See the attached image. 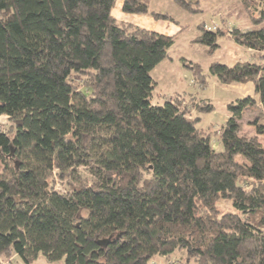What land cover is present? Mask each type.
<instances>
[{"label": "trees", "instance_id": "trees-1", "mask_svg": "<svg viewBox=\"0 0 264 264\" xmlns=\"http://www.w3.org/2000/svg\"><path fill=\"white\" fill-rule=\"evenodd\" d=\"M230 1L250 28L201 23L195 42L213 55L228 34L250 50L249 61L212 62L208 72L225 87L251 84L253 96L227 104L216 151L198 126L212 104L192 94L151 102L150 73L174 36L118 23L116 0H0V117L10 125L0 130V264L175 254V264H264V0ZM173 3L203 13L200 0ZM149 4L121 9L178 25ZM182 64L205 88L199 64ZM254 111V131L243 132Z\"/></svg>", "mask_w": 264, "mask_h": 264}, {"label": "rangeland", "instance_id": "rangeland-1", "mask_svg": "<svg viewBox=\"0 0 264 264\" xmlns=\"http://www.w3.org/2000/svg\"><path fill=\"white\" fill-rule=\"evenodd\" d=\"M200 1L203 13L194 16L188 15L185 11L177 7L173 3V0H150L149 10L168 14L169 17H172L178 22V25H174L169 21L155 20L150 15H133L124 13L121 9L123 0H116L111 13L118 23H130L139 28L175 37V41L168 51V58L156 66V68H154L150 73L151 77L157 84L151 102L153 104L161 105L163 102V96L170 98L179 94H192L196 95L202 101L212 104L214 111L209 114L202 115L198 126L206 129L207 133L211 136L212 147L218 151L221 147L218 131L227 119V104L236 99L243 98L245 95L253 96V90L251 84L231 85L228 87L220 85L216 79L209 75V65L212 62L233 65L236 62L249 61L251 59L252 52L236 44L231 39L230 35L227 34L226 36L218 39V48L213 55H209L207 54V47L195 42V39L199 35L198 26L201 23H204L207 29L210 27L211 30H214L215 27L221 25L220 23L222 20L225 21L228 30L232 29L234 26H239L242 31H247L250 26L248 19L241 15L239 9H231L233 6H230L234 4V1ZM184 61L199 64L203 74L206 75L207 85L205 88H202L201 85H197L192 82L190 71L186 70L182 64ZM186 99L187 98L185 97V100ZM187 106L189 108L191 107L189 102ZM193 113L195 114L194 111ZM255 115V111L251 112L249 116H246V114L244 115V123L242 127L243 132L254 131V128L249 126L246 122L248 120H252ZM9 127L10 125L7 122L6 117H0V130L6 131ZM259 141L260 145L263 147L264 136H261ZM100 154V146L96 144L92 149V156H99ZM52 176L54 177L55 189H58L60 182L56 176V172H54ZM69 180L73 185L76 184V176L73 175ZM63 182L65 185V182H68V178H66ZM218 206L223 210V212L230 210L228 204L220 203ZM171 257L172 258H168L166 260H154L150 264H175V261L181 257V254H175V256L172 255ZM8 259L12 262L11 264H23L13 255ZM6 260L7 258L2 261V264H5ZM32 264H64V260L62 259L58 262L50 263L43 257H39Z\"/></svg>", "mask_w": 264, "mask_h": 264}, {"label": "crops", "instance_id": "crops-1", "mask_svg": "<svg viewBox=\"0 0 264 264\" xmlns=\"http://www.w3.org/2000/svg\"><path fill=\"white\" fill-rule=\"evenodd\" d=\"M155 20H157V19H155ZM160 21V20H159ZM220 150H221V147H220ZM220 150H218V151H220Z\"/></svg>", "mask_w": 264, "mask_h": 264}]
</instances>
